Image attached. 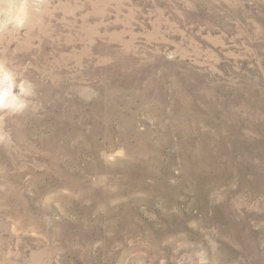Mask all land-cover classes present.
I'll list each match as a JSON object with an SVG mask.
<instances>
[{
	"label": "rangeland",
	"instance_id": "obj_1",
	"mask_svg": "<svg viewBox=\"0 0 264 264\" xmlns=\"http://www.w3.org/2000/svg\"><path fill=\"white\" fill-rule=\"evenodd\" d=\"M5 91L0 264H264V0H0Z\"/></svg>",
	"mask_w": 264,
	"mask_h": 264
},
{
	"label": "bare ground",
	"instance_id": "obj_2",
	"mask_svg": "<svg viewBox=\"0 0 264 264\" xmlns=\"http://www.w3.org/2000/svg\"><path fill=\"white\" fill-rule=\"evenodd\" d=\"M2 66V65H1ZM6 98V100H9L11 98V95L8 94L7 91L3 92V93H0V101L1 100H4Z\"/></svg>",
	"mask_w": 264,
	"mask_h": 264
}]
</instances>
